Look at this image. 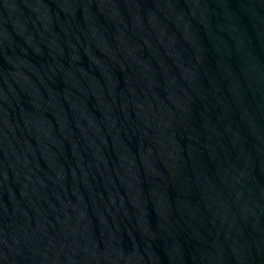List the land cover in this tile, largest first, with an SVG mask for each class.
Masks as SVG:
<instances>
[{
    "label": "water",
    "instance_id": "water-1",
    "mask_svg": "<svg viewBox=\"0 0 264 264\" xmlns=\"http://www.w3.org/2000/svg\"><path fill=\"white\" fill-rule=\"evenodd\" d=\"M0 264H264V0H0Z\"/></svg>",
    "mask_w": 264,
    "mask_h": 264
}]
</instances>
